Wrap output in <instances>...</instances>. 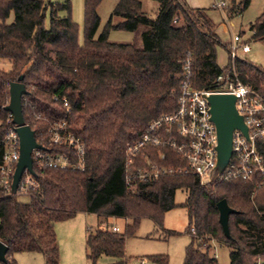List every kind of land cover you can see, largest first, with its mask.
<instances>
[{
    "label": "trees",
    "instance_id": "1",
    "mask_svg": "<svg viewBox=\"0 0 264 264\" xmlns=\"http://www.w3.org/2000/svg\"><path fill=\"white\" fill-rule=\"evenodd\" d=\"M102 1L85 0V44L80 45L70 0H0V60L10 62L8 70L0 69V164L10 115L5 109L9 86L21 76L28 91L22 100L25 124L38 143L48 151L67 153L48 142L53 124L66 120L86 146L84 170L35 168L38 188L29 203L0 191V241L9 248L3 264H17L13 256L18 253H42L47 264H60L55 225L80 213L132 221L119 232L89 231L86 241L93 264L103 256L123 264L126 239L136 234L142 219L162 227L165 214L178 207L180 190L187 192L181 207L187 211V234L192 237L184 264H219L210 253L212 242L231 250V264H264L263 179L201 185L194 175L166 174L148 182L136 179L134 191L126 183L127 147L152 120L177 110L186 60L192 59V84L199 90H214L216 78L232 71L231 61L226 68L217 63L222 42L213 22L186 0H158L155 18L145 13L141 0H121L96 38ZM249 4L234 5L230 14L244 12ZM12 15L13 22L7 24ZM114 18L121 22L114 25ZM111 30L136 33L139 42L110 43ZM250 31L253 40H264V10ZM236 68L240 80L264 96V68L243 60ZM257 147L264 159V140ZM146 157L159 168L186 165L170 148L148 147L137 157L136 170H150ZM222 200L237 211L230 218V239L219 223L217 205ZM153 261L168 264L162 257Z\"/></svg>",
    "mask_w": 264,
    "mask_h": 264
},
{
    "label": "built area",
    "instance_id": "2",
    "mask_svg": "<svg viewBox=\"0 0 264 264\" xmlns=\"http://www.w3.org/2000/svg\"><path fill=\"white\" fill-rule=\"evenodd\" d=\"M214 8L219 11L229 9L225 1H216ZM223 28L229 33L232 31L233 25L224 22ZM250 42L243 41L241 34L231 37L226 49L229 53L232 71L222 73L216 78L214 90L206 91L194 88L192 59L189 57L186 60L178 92L177 110L152 120L141 137L127 147L126 183L131 190H135L136 179L140 182H148L166 174L194 175L199 179L201 185L212 183L211 174L218 162L216 150L218 136L216 127L210 120L208 98L211 95L235 96L236 109L248 128V138L240 130L234 132L231 159L217 181L255 182L259 179L264 180V159L257 147L258 142L264 140V96L252 85L243 83L236 68V62L250 53ZM175 93L176 91L172 90V94ZM62 102L69 112L68 101L63 98ZM7 124L5 151L0 164V191L3 192L4 197L14 196L12 194L13 178L20 158V141L15 132L16 126L13 124L12 114L9 115ZM48 136L50 145L65 148L67 153L51 152L46 148L33 150L34 172L35 168L38 170H84L86 164L85 143L69 130L66 120L54 123ZM148 147L172 149L185 162V167L159 168L157 165L151 164L146 157L150 170H136L137 157ZM160 160H165V154L160 153ZM37 188L34 175L26 171L16 195L30 197ZM104 228L115 232L120 231L119 227H110L107 224ZM257 264H262V262L258 261Z\"/></svg>",
    "mask_w": 264,
    "mask_h": 264
},
{
    "label": "rangeland",
    "instance_id": "3",
    "mask_svg": "<svg viewBox=\"0 0 264 264\" xmlns=\"http://www.w3.org/2000/svg\"><path fill=\"white\" fill-rule=\"evenodd\" d=\"M52 2H59L60 0H51ZM72 3V19L78 26V42L80 45L85 44V0H70ZM121 0H103L98 8V14L101 19L100 27L96 33V38L104 32L107 28L108 22L111 18L113 10ZM144 5V11L150 18H155L158 8V0H141ZM216 1H225L229 9L219 11L214 8ZM246 0H186V3L192 8L199 9L206 17L216 26L218 35L221 39L222 45L217 51V63L221 68L229 66L230 57L226 45L230 42L231 37L235 34H241L243 41H251L249 54L244 55L241 60L250 62L254 65L264 68V40L255 41L252 39L253 34L250 27L261 16L264 10V0H249L250 4L244 12L239 14H230L234 5H239ZM65 14H62V16ZM13 15L7 21V24L13 22ZM121 19L114 18L113 24L117 25ZM233 25L232 31L227 33L223 28V23ZM46 27L49 28V20H47ZM215 29V31H216ZM110 43L119 45H129L139 42V36L136 33L111 30L108 35ZM48 51L51 47L47 46ZM10 62L0 60V69L8 70ZM17 199L20 203L27 204L30 198L25 195H18ZM187 199V192L180 190L176 193L175 201L177 208L167 212L164 216L163 226L159 227L151 219L145 218L140 222V226L133 237L126 239L125 245V259L123 264H160L155 263L153 258L162 257L168 259V264H184L186 256V248L192 243V237L187 234L189 221L187 211L181 207ZM81 219V218H77ZM108 219L104 216H93L90 221L92 232L97 230L98 224L102 226ZM115 225L120 226L121 231L126 226L131 225V220L115 218ZM75 220H73L74 222ZM77 221V220H76ZM79 221V220H78ZM70 223V222H69ZM106 224V222H105ZM67 225V224H59ZM89 225V226H91ZM87 226H84V236L87 234ZM64 232H69L67 226L63 227ZM103 229H105L103 227ZM76 235V234H75ZM77 236V235H76ZM58 247L60 253V264H93L86 252V238L77 237L75 243L60 241L57 237ZM78 240V241H77ZM60 244L62 246L60 247ZM62 248V250H61ZM231 250L224 245H219L212 242L211 254L216 256L219 264H231L230 261ZM13 259L17 264H47L46 257L42 253H18L14 254ZM120 260L103 256L99 259L97 264H116Z\"/></svg>",
    "mask_w": 264,
    "mask_h": 264
},
{
    "label": "water",
    "instance_id": "4",
    "mask_svg": "<svg viewBox=\"0 0 264 264\" xmlns=\"http://www.w3.org/2000/svg\"><path fill=\"white\" fill-rule=\"evenodd\" d=\"M24 77L21 76L17 82L9 86V104L5 108L13 116V124L16 126L20 141V158L17 164L16 172L13 178L12 194L15 196L19 184L28 171L35 175L32 161V152L35 149H44L36 140L34 131L25 124L23 114L24 96L28 94L26 86L23 83ZM210 103V120L216 127L218 144L216 147L218 154L217 166L211 174V182L214 183L224 173L232 156L233 134L236 130L242 131L248 138V128L244 119L239 115L236 109V97L233 95H211L208 98ZM219 211V223L222 227L225 237L230 236V218L237 211L232 209L226 200H222L217 205ZM9 248L0 241V264L7 263V254Z\"/></svg>",
    "mask_w": 264,
    "mask_h": 264
},
{
    "label": "crops",
    "instance_id": "5",
    "mask_svg": "<svg viewBox=\"0 0 264 264\" xmlns=\"http://www.w3.org/2000/svg\"><path fill=\"white\" fill-rule=\"evenodd\" d=\"M188 5V3H187ZM189 6V5H188ZM190 7V6H189ZM192 8V7H190ZM192 9H195V8H192ZM215 26V25H214ZM216 27V26H215ZM216 29V28H215ZM216 32H217V29H216ZM218 33V32H217ZM93 216H98V215H93V214H85V213H80L78 214L76 217H74L73 219L71 220H68V221H65V222H61V223H58L55 225V232H56V236L60 238V241H64V242H72L73 244L75 243V238L77 239V237H83V239L86 238V241H87V237H88V233L89 231L92 232V229L90 227H92V225L90 224L91 221L90 219L93 217ZM77 218H81V219H77ZM73 220H75L73 222ZM77 220V221H76ZM79 220V221H78ZM113 221L115 222V218H108L105 222L107 225H109L110 227L111 226H117L120 228V226L118 225H115V223H113ZM70 222V223H69ZM105 222H102L103 225L101 226L100 225V222L98 224V228H103L106 224ZM59 224H67V225H60V227H58ZM87 226V234L86 236H84V226L86 227ZM91 225V226H89ZM64 226H67V229L69 230V232H64V233H60L62 232L64 229L63 227ZM77 236H76V235ZM78 241V240H77ZM59 246V245H58ZM62 246V244H60V247ZM62 250V248H61ZM86 252H87V249H86ZM47 261V260H46Z\"/></svg>",
    "mask_w": 264,
    "mask_h": 264
}]
</instances>
